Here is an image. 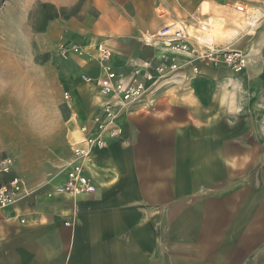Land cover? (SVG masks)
<instances>
[{"label":"crops","instance_id":"0c3cea01","mask_svg":"<svg viewBox=\"0 0 264 264\" xmlns=\"http://www.w3.org/2000/svg\"><path fill=\"white\" fill-rule=\"evenodd\" d=\"M79 1L25 0L0 46V158L13 161L0 182L17 176L30 193L0 210V264H264V0H86L89 19ZM172 22L193 45L242 51L245 66L148 45L143 35L156 40ZM71 44L81 55L58 53ZM98 45L125 79L138 66L139 79L155 75L165 51L180 68L122 110L120 135L81 161L94 193H54L75 141L103 117ZM11 117L20 126L7 127Z\"/></svg>","mask_w":264,"mask_h":264},{"label":"built area","instance_id":"2783aa9c","mask_svg":"<svg viewBox=\"0 0 264 264\" xmlns=\"http://www.w3.org/2000/svg\"><path fill=\"white\" fill-rule=\"evenodd\" d=\"M241 10L242 7L237 6ZM264 20V11L262 14ZM155 37L164 44L167 50L174 54H187L190 62H198L206 65H223L235 71L241 70L246 63L245 54L237 49L230 47H212L203 45L198 47L189 41L188 34L181 28L177 22L164 25L157 32ZM147 42V41H146ZM57 51L60 55L66 56L68 52L81 55L82 51L78 45L71 44L69 47L59 45ZM98 59L101 62L103 75L98 78V93L105 97L102 103V119L95 117L97 123V133L88 138L75 141L72 149L73 157L64 167L66 176L61 184L54 187V193H65L73 196H86L95 192V185L91 179L84 174L81 161H84L93 148H102L107 145V139L117 138L120 135V128L116 121L120 112L132 104L138 103L150 91H154L156 85L167 79L171 74L176 72L180 65L174 59H170L166 51L159 56V64L154 67L155 75L147 72L143 79H139V66L133 71L130 79H125L122 75L117 74L107 63L111 58L112 52L105 45L97 47ZM264 55V54H263ZM150 61H144L141 66L149 67ZM193 71L197 70L193 65ZM84 81H90V78L82 75ZM145 81L150 82L145 85ZM63 100L68 104L70 95L63 92ZM84 132L85 129L82 128ZM12 159L9 157L0 158V176L10 173L12 168ZM25 188L24 182L17 176H12L4 182H0V210L13 205L22 197L29 195Z\"/></svg>","mask_w":264,"mask_h":264},{"label":"rangeland","instance_id":"374dc122","mask_svg":"<svg viewBox=\"0 0 264 264\" xmlns=\"http://www.w3.org/2000/svg\"><path fill=\"white\" fill-rule=\"evenodd\" d=\"M24 2L25 0H2L0 2V46L7 45V30H10L12 27L11 25H13L11 21L15 22L20 19L21 15L23 14V10H24V5H25ZM82 3L84 4V9H82V12L79 13L78 15L79 18L89 19V17H92L96 14L93 8L87 5L86 0L79 1V4H82ZM78 8L79 6L75 7V9L77 10ZM39 9H40L39 6H35L33 8L34 12L29 15L30 24L32 25L36 24L34 14L36 13V11H40ZM44 11H46V9ZM145 34L147 35V33ZM44 74L47 78L51 77V75L47 71H45ZM34 76L35 75H33V77ZM46 83H45V87H47L48 95L51 98V103H52L54 111L60 108V111L62 112L63 117L65 118L68 112L64 108V105L61 102V98H60L61 91H60L58 82H54V83L50 82L49 84H46ZM57 92H59V97L57 96ZM33 102L34 101H30V103H28V106H25L23 104L24 107L18 108V109H21V111H24V110L30 111V107L34 104ZM51 120H53V118ZM23 121L25 122V120ZM21 122L22 121L20 120L19 117L7 118V127H18L20 126Z\"/></svg>","mask_w":264,"mask_h":264},{"label":"bare ground","instance_id":"6f19581e","mask_svg":"<svg viewBox=\"0 0 264 264\" xmlns=\"http://www.w3.org/2000/svg\"><path fill=\"white\" fill-rule=\"evenodd\" d=\"M239 21V20H238ZM249 21V20H248ZM253 21V20H252ZM246 22V21H245ZM242 23V22H241ZM244 23V22H243ZM143 37H144V39L146 38L147 39V41H148V45H156V44H162V46L164 45V44H167V43H165V42H162L161 40H159V39H156V40H153V39H150V38H147L145 35H143ZM204 44H206V45H209L208 43H204Z\"/></svg>","mask_w":264,"mask_h":264},{"label":"trees","instance_id":"16d2710c","mask_svg":"<svg viewBox=\"0 0 264 264\" xmlns=\"http://www.w3.org/2000/svg\"><path fill=\"white\" fill-rule=\"evenodd\" d=\"M2 0H0V2H1Z\"/></svg>","mask_w":264,"mask_h":264}]
</instances>
